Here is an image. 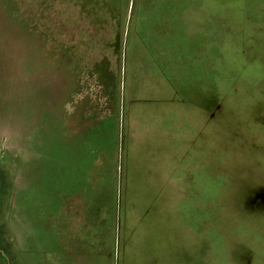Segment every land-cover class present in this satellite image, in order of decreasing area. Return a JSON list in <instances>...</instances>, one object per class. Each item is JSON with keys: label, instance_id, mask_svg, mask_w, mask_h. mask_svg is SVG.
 <instances>
[{"label": "rangeland", "instance_id": "obj_1", "mask_svg": "<svg viewBox=\"0 0 264 264\" xmlns=\"http://www.w3.org/2000/svg\"><path fill=\"white\" fill-rule=\"evenodd\" d=\"M0 172V264H264V0H0Z\"/></svg>", "mask_w": 264, "mask_h": 264}, {"label": "trees", "instance_id": "obj_2", "mask_svg": "<svg viewBox=\"0 0 264 264\" xmlns=\"http://www.w3.org/2000/svg\"><path fill=\"white\" fill-rule=\"evenodd\" d=\"M0 176H1V172H0ZM0 181H1V179H0Z\"/></svg>", "mask_w": 264, "mask_h": 264}, {"label": "flooded vegetation", "instance_id": "obj_3", "mask_svg": "<svg viewBox=\"0 0 264 264\" xmlns=\"http://www.w3.org/2000/svg\"><path fill=\"white\" fill-rule=\"evenodd\" d=\"M6 260H7V258H6Z\"/></svg>", "mask_w": 264, "mask_h": 264}]
</instances>
